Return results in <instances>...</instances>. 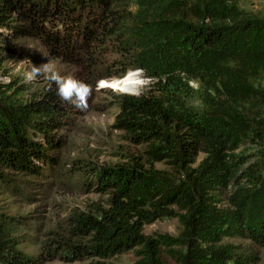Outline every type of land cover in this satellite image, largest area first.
<instances>
[{"label": "trees", "instance_id": "trees-1", "mask_svg": "<svg viewBox=\"0 0 264 264\" xmlns=\"http://www.w3.org/2000/svg\"><path fill=\"white\" fill-rule=\"evenodd\" d=\"M123 1L0 0V72L27 39L39 40L93 86L140 70L154 84L139 96L110 90L120 110L113 127L184 179L138 164L103 170L107 207L71 218L69 237L52 238L35 258L19 249L8 231L11 218L1 213L0 264H106L130 251L135 264H260L264 15L250 16L238 0H150L124 19ZM111 48L121 56L109 64L104 53ZM29 92L25 84L10 93L0 86V188L18 193L20 183L40 185L55 168L63 131L80 110L61 101L55 85ZM229 189L222 208L219 190ZM167 217L179 219L180 236L144 234Z\"/></svg>", "mask_w": 264, "mask_h": 264}, {"label": "rangeland", "instance_id": "rangeland-1", "mask_svg": "<svg viewBox=\"0 0 264 264\" xmlns=\"http://www.w3.org/2000/svg\"><path fill=\"white\" fill-rule=\"evenodd\" d=\"M150 0H124L121 14L125 19V12L138 11V3ZM240 9L250 16L264 15V0H238ZM125 23V21H123ZM121 32H125L121 27ZM113 49L105 50V58L110 61L120 59V54L112 53ZM111 51V52H110ZM53 60L56 67L64 74L76 75V68L65 64L59 59H53L45 46L39 40H23L18 54L11 57L0 72V86L3 91L10 93L14 88L25 84L31 87L30 93H41L48 82L43 79L29 80L28 73L32 65L39 66ZM130 74L136 75V85L132 87L135 96L148 94L154 82L146 78L138 69H130L123 78L100 80L94 84L93 96L86 110H79L74 122L63 134L66 145L58 153V163L52 171L45 174L40 185L35 180H29L21 185V193L0 188V214L11 218L13 224L8 227L10 234L18 238L19 249L30 257H37L51 244L52 238L69 237V221L81 214L94 213L107 207L109 200L108 186L104 184L103 170L127 168L138 164L144 170L161 171L176 181L184 179L168 161L153 159L147 154L148 146L135 145L129 140L125 131L115 129L114 123L120 110L114 106L110 90L115 93H125L103 85L106 82L116 83L124 80ZM93 85V82H89ZM264 86V80L261 81ZM132 93L130 95H132ZM128 94V93H127ZM195 104V102H194ZM254 148H248L254 153ZM201 154L194 167L205 159ZM15 177L26 180L21 175ZM221 204L226 207L231 189L219 190ZM228 191V192H227ZM28 194V195H26ZM178 213L176 206L171 207ZM183 230L178 218L167 217L148 224L144 228L146 236L157 237L170 235L178 237ZM226 242L241 244L242 240H226ZM261 263L264 264V247L259 248ZM139 258L135 251H130L112 257L106 264H135ZM98 259H88L82 262L65 263L59 260L47 264H89Z\"/></svg>", "mask_w": 264, "mask_h": 264}, {"label": "clouds", "instance_id": "clouds-1", "mask_svg": "<svg viewBox=\"0 0 264 264\" xmlns=\"http://www.w3.org/2000/svg\"><path fill=\"white\" fill-rule=\"evenodd\" d=\"M28 79H43L50 85H55L61 101L70 103L81 110H86L89 107V101L95 90L92 84L78 79L75 75L62 73L56 67L55 62L49 59L39 66L33 64L28 73Z\"/></svg>", "mask_w": 264, "mask_h": 264}, {"label": "bare ground", "instance_id": "bare-ground-1", "mask_svg": "<svg viewBox=\"0 0 264 264\" xmlns=\"http://www.w3.org/2000/svg\"><path fill=\"white\" fill-rule=\"evenodd\" d=\"M136 81V75L130 74L128 77L118 83H116L117 81H115V83L106 82L107 84L103 83V85L115 90L117 89L121 92L132 93V87L134 88V86L136 85Z\"/></svg>", "mask_w": 264, "mask_h": 264}]
</instances>
